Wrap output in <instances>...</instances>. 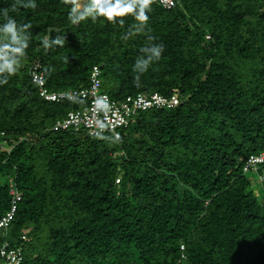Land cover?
<instances>
[{"label": "trees", "instance_id": "1", "mask_svg": "<svg viewBox=\"0 0 264 264\" xmlns=\"http://www.w3.org/2000/svg\"><path fill=\"white\" fill-rule=\"evenodd\" d=\"M71 4L0 0V23L7 11L30 26L19 70L0 86V216L9 179L21 193L0 247L20 246V264H264V163L243 169L264 149V0L152 1L138 34L131 16L73 25ZM148 36L163 52L138 74ZM57 37L62 45L43 46ZM33 64L50 91L87 86L98 64L113 99L157 91L181 101L136 114L118 141L53 131L86 101L40 98Z\"/></svg>", "mask_w": 264, "mask_h": 264}, {"label": "built area", "instance_id": "2", "mask_svg": "<svg viewBox=\"0 0 264 264\" xmlns=\"http://www.w3.org/2000/svg\"><path fill=\"white\" fill-rule=\"evenodd\" d=\"M86 3L87 0H82ZM163 8L168 9L175 4V0H152ZM32 82L37 87L40 98L48 102L59 103L61 101L82 100L86 104L82 107L69 109L52 125L53 131L65 129H84L89 135L101 136L105 133H115L128 126L136 114L151 109H170L181 101L176 93L162 94L157 91L139 92L135 95H127L121 100L113 99L103 89V77L100 65H92L89 71L87 86L73 87L64 90L50 91L45 87V80L39 64H33L29 69ZM104 97L109 102L108 111H101L96 108V100ZM104 128L101 129L100 125ZM2 134V132H0ZM264 163V149L258 153L251 154L245 159L244 170H256L258 165ZM118 179H116V182ZM10 205L9 209L0 216V229H6L12 221L17 205L21 200V193L18 192L11 179H9ZM21 237L25 239L22 234ZM20 246L11 247L4 242L0 247V264H20Z\"/></svg>", "mask_w": 264, "mask_h": 264}, {"label": "clouds", "instance_id": "3", "mask_svg": "<svg viewBox=\"0 0 264 264\" xmlns=\"http://www.w3.org/2000/svg\"><path fill=\"white\" fill-rule=\"evenodd\" d=\"M22 7L35 8L36 0H17ZM152 0H87L81 6L77 0H72L70 11L68 12V20L73 25L79 24L85 20L91 19L95 21L99 17H103L107 22L123 24L124 20L120 18L131 16L136 22L135 32L138 34L147 27L149 20L148 13ZM6 17L3 23H0V86L8 82V79L14 76L19 68L20 61L26 56V50L29 47V25L18 24L15 19L8 16L7 11L4 12ZM127 39V37H125ZM154 37L148 36L147 40L139 51L140 56L136 59L133 70L138 74L148 71L150 65L159 61L163 52V46L154 43ZM64 40L57 37L54 40L42 39L45 48L55 45H62ZM140 75L134 77L133 83L139 87ZM96 108L101 111H108L110 108L106 98L101 97L95 102ZM101 129L104 125H100ZM106 139H120V134L115 133L114 137H105Z\"/></svg>", "mask_w": 264, "mask_h": 264}, {"label": "rangeland", "instance_id": "4", "mask_svg": "<svg viewBox=\"0 0 264 264\" xmlns=\"http://www.w3.org/2000/svg\"><path fill=\"white\" fill-rule=\"evenodd\" d=\"M77 2L81 5V2H83L82 0H77ZM106 137H107V135H106ZM7 144H3V148L5 147V148H9L8 146H6ZM251 176V175H250ZM250 179H252V178H250ZM252 189H253V193L255 194V195H258V196H263V193L261 192V190H260V188H261V184L259 183L258 184V182L257 183H255L254 182V180H253V182H252Z\"/></svg>", "mask_w": 264, "mask_h": 264}]
</instances>
